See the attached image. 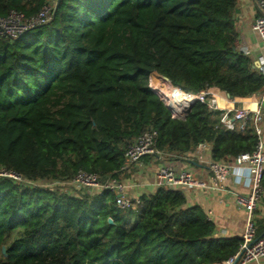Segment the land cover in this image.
<instances>
[{"label":"trees","instance_id":"16d2710c","mask_svg":"<svg viewBox=\"0 0 264 264\" xmlns=\"http://www.w3.org/2000/svg\"><path fill=\"white\" fill-rule=\"evenodd\" d=\"M49 3L48 23L0 36V170L37 184L79 170L119 178L128 146L150 129L165 155L206 144L212 160L230 162L254 151L252 124L228 129L200 101L175 118L155 88L165 76L183 92L237 101L263 91L254 58L236 46L238 0H0V18ZM140 199L121 210L108 190L0 176V264H223L238 252L241 238L215 237L180 188Z\"/></svg>","mask_w":264,"mask_h":264},{"label":"built area","instance_id":"2783aa9c","mask_svg":"<svg viewBox=\"0 0 264 264\" xmlns=\"http://www.w3.org/2000/svg\"><path fill=\"white\" fill-rule=\"evenodd\" d=\"M253 3L256 8V17L252 29L257 33L264 50V0H253ZM53 10L54 4H46L36 16L31 18H25L23 14L12 11L7 17L0 18V36L17 38L31 28L44 25L52 19ZM236 46L244 54H251V49L248 46H241L238 42ZM255 66L264 76V52L256 59ZM187 94L191 96L190 99L193 102L200 101L209 110L219 112L221 123L228 129L245 130L248 124L253 125L254 133L257 136L254 151L242 153L230 162L210 160L208 168L211 172L209 188L225 191V180L231 173L240 176L249 188L247 194L235 192L236 201L246 211L247 217L238 252L225 260L223 264L258 262L264 257V235L258 236L255 219L256 211L264 196V89L258 94L248 96L243 101H237L228 95L218 94L213 89H207L196 94ZM187 114L188 112L180 116H173L185 120ZM157 136L158 132L150 129L137 137L125 152L127 162L122 170L127 169L130 165L140 164L142 159L147 156L162 159L165 154L156 148ZM202 145L204 144L199 146ZM0 176L10 177L34 186L57 184L70 190L71 188L108 190L115 194V204L121 210H138L142 205L140 198H133L129 195L126 183L111 173L101 176L97 173L79 170L70 181L62 183L54 181L44 184L24 180L22 176L13 171L0 170ZM156 177L159 187L206 186L199 182L192 172L187 170L176 171L169 165L160 166L156 172Z\"/></svg>","mask_w":264,"mask_h":264},{"label":"crops","instance_id":"0c3cea01","mask_svg":"<svg viewBox=\"0 0 264 264\" xmlns=\"http://www.w3.org/2000/svg\"><path fill=\"white\" fill-rule=\"evenodd\" d=\"M256 17V8L253 0H238L235 19L236 28L239 33L238 43L248 46L251 55L256 61L258 56L264 52L257 33L252 29ZM264 130V127H263ZM264 140V134H263ZM212 160L209 145L198 146L196 150L186 156L165 155L162 159L153 156L144 157L140 164L130 165L119 174V178L128 187V193L133 198H141L144 194H152L158 189L156 172L160 166L169 165L176 171L187 170L192 172L195 178L206 186L178 187L186 197L188 206L198 205L206 216L215 225L214 236L219 238H241L247 213L236 201L235 192L247 194L249 188L243 179L230 174L225 180V191L209 188L211 183V172L208 162ZM264 185V178H263ZM86 192L93 193L96 189H87ZM139 215H131L130 224H134ZM257 234L264 235V196L256 211ZM250 264H264V257L258 262Z\"/></svg>","mask_w":264,"mask_h":264},{"label":"bare ground","instance_id":"6f19581e","mask_svg":"<svg viewBox=\"0 0 264 264\" xmlns=\"http://www.w3.org/2000/svg\"><path fill=\"white\" fill-rule=\"evenodd\" d=\"M156 91L162 97L167 106L173 112L174 116H180L187 112L188 106L193 101L190 99L191 96L183 92L181 89L174 87L166 79L160 82L159 86H156Z\"/></svg>","mask_w":264,"mask_h":264},{"label":"water","instance_id":"95a60500","mask_svg":"<svg viewBox=\"0 0 264 264\" xmlns=\"http://www.w3.org/2000/svg\"><path fill=\"white\" fill-rule=\"evenodd\" d=\"M56 9H57V6H56V8H55V11H56ZM55 13V12H54ZM166 80H168L169 81V78H167V77H165V76H163ZM154 91V90H153ZM157 93V92H156ZM158 94V93H157ZM193 104V103H192ZM192 104L190 105V106H188V108H187V112L191 109V107H192ZM108 222L109 223H113V221H112V219L111 218H109L108 219ZM5 251V248L3 247V252Z\"/></svg>","mask_w":264,"mask_h":264},{"label":"rangeland","instance_id":"374dc122","mask_svg":"<svg viewBox=\"0 0 264 264\" xmlns=\"http://www.w3.org/2000/svg\"><path fill=\"white\" fill-rule=\"evenodd\" d=\"M159 84H160V82H157L156 84H155V88H156V86L158 85L159 86ZM171 84V83H170ZM172 85V84H171ZM173 86V85H172ZM165 101V100H164ZM166 103V105H168L167 104V102H165ZM42 184H44V183H42ZM53 186H56V184H53Z\"/></svg>","mask_w":264,"mask_h":264}]
</instances>
